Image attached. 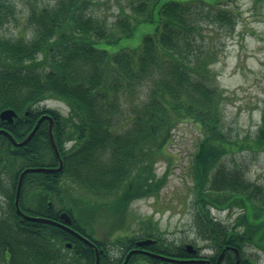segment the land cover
<instances>
[{
	"label": "trees",
	"instance_id": "16d2710c",
	"mask_svg": "<svg viewBox=\"0 0 264 264\" xmlns=\"http://www.w3.org/2000/svg\"><path fill=\"white\" fill-rule=\"evenodd\" d=\"M93 1L54 0L39 6L38 0H27L26 26L31 34H0V109H39L50 97L69 107L67 115L46 108L57 115L55 142L64 140L62 167L57 172L25 173L20 206L51 219L65 210L70 225L91 239L101 219L105 232L112 234L123 227L135 198L156 194L162 186L164 176H155L154 162L174 124L190 118L202 133L191 166L195 236L213 248L210 264H257L244 249L249 246L264 253V185L249 179L241 163H228L225 157L250 149L264 152V125L252 137L232 135L225 128L223 90L213 82L210 69L215 51L204 30L208 24L212 30L234 27L235 11L225 3L229 0H129L128 6L118 4L111 20L93 10ZM13 12L12 0H0V27ZM142 23L152 24V30L142 33L138 45L113 53L98 46L134 36ZM62 124L67 125L63 140L56 137ZM43 144L50 150L49 157L41 154ZM26 145L16 146L0 135L1 174L17 175L29 161L36 166L57 163L47 135L43 138L37 131ZM29 152L35 156L28 161ZM63 175L87 196L64 188ZM14 191V186L5 187L0 180L5 198L0 209V264H94L92 248L69 231L40 220L19 222ZM64 195L68 204L59 203L57 208L50 201L52 196L62 200ZM100 206L112 217L97 216ZM212 208L236 213L231 221H223ZM142 225L144 236L117 235L114 246L125 252L135 246L136 238L149 237L155 241L144 247L152 252L197 256L183 243L162 237L151 220ZM65 241L71 242L70 249L64 248ZM191 242L198 252L195 238ZM232 247L238 250L236 263ZM122 258L110 259L101 251L98 264H120ZM126 264L174 262L132 253Z\"/></svg>",
	"mask_w": 264,
	"mask_h": 264
},
{
	"label": "rangeland",
	"instance_id": "374dc122",
	"mask_svg": "<svg viewBox=\"0 0 264 264\" xmlns=\"http://www.w3.org/2000/svg\"><path fill=\"white\" fill-rule=\"evenodd\" d=\"M54 0H38V5H49ZM14 12L0 27V34L9 37L29 36L26 26L29 11L27 0H12ZM128 6L129 0H94L93 10L113 19L118 13V4ZM235 11L233 28H215L208 24L204 29L211 36V44L215 51L214 61L210 64L213 82L223 90L222 114L225 128L232 135L252 137L259 125H264V0H229L225 2ZM126 9H129L128 7ZM151 31L152 24L139 25L134 36L123 38L114 44L100 42L98 46L106 48L110 53L122 47L136 46L140 43L142 33ZM139 93L142 94L140 91ZM142 97V95H141ZM140 97V98H141ZM138 98V99H140ZM54 107L63 115L68 114L69 107L60 99L50 97L41 102ZM202 133L201 129L190 118L178 120L170 129L162 151L154 162L155 176H164V182L156 194L135 198L128 207V213L121 229L114 235H145L142 223L151 220L161 230V235L174 244L191 242L195 238L201 253L212 254L213 248L197 238L192 226V156ZM225 161L238 162L246 169L247 177L264 185V152L262 150H243L227 154ZM5 187L10 186L8 172L0 173ZM61 185L72 194L87 196L86 191L68 179ZM0 194V209L4 204ZM55 207L59 203L68 204L66 195L62 200L52 196ZM213 215L223 221H231L236 212L227 209H213ZM112 217L102 206L96 215ZM144 221V222H143ZM96 225V234L107 239L109 254L116 256L119 248L114 246L105 232L101 222V233ZM104 232V233H103ZM106 234V235H105ZM245 254H249L257 262L264 264V253L246 246Z\"/></svg>",
	"mask_w": 264,
	"mask_h": 264
},
{
	"label": "flooded vegetation",
	"instance_id": "af4514ba",
	"mask_svg": "<svg viewBox=\"0 0 264 264\" xmlns=\"http://www.w3.org/2000/svg\"><path fill=\"white\" fill-rule=\"evenodd\" d=\"M48 108L56 109V108L50 107V106ZM42 109H44V111H41ZM14 111H15L16 115L12 118V120L9 121V120H6V119H0L1 120L0 121V129H4L5 131H7L9 133H12L13 135L16 136V140L17 141H21L32 130V128L34 127V125L37 123V121L40 118L39 123H38V126H37L35 132L39 131V135L42 136L43 138H45V136L47 135L48 140H49V143H50L51 148H52V151H53L54 155H56L55 150L53 148V145H52V143L50 141L49 133H50V130L52 132H54L55 128L57 129V132L59 133L58 124L56 123V121L58 122L57 115L54 114L51 110L46 109V107L45 106H42V105L39 107V109L36 106H31V107L30 106H25L21 110L14 109ZM66 129H67V125L62 124V129H61L62 133H61V135L57 134V136H56L57 139H61V140L64 139V131H66ZM35 132L31 135V137L25 143H23L21 145H16V146L27 147L26 144L32 138V136L35 134ZM0 135L7 136V134H5L4 132H0ZM55 141H56V139H55ZM63 143H64V140H63ZM62 144H60V143L58 144V142H56V145H57V149L59 151V154H60V148H62L61 151H64L63 150L64 149V145H62ZM42 148H45V151L44 152H41L40 151L41 154L44 155V153H45L46 156L49 157L51 155V153H49L50 150H48L47 145L45 144ZM8 151L11 152L13 150L9 149ZM17 152H21V150H17ZM27 156H26V160L29 161V159H32L35 156V153L29 152V153H27ZM56 159H57V163L56 164H48V162H44V165H42V166H45V167H54V166H57L58 163H59L57 156H56ZM31 163L32 162H30V161L27 162L26 165L19 170V172L17 173V175L10 176V186L11 187H13V186L15 187L16 186L19 173L21 172L22 169L27 168V167H34V166H36L34 164L31 165ZM27 172H34V171L28 170L25 173H27ZM50 172H55V171H50ZM25 173L23 174V177H24ZM60 179L62 181L64 179H68V178L65 175H63ZM21 209L23 210V212L28 213L22 207H21ZM60 212L61 211L58 210L57 217L54 218V219H56L57 221L63 223L64 221L60 218ZM28 214H31V213H28ZM18 216H19L18 217V221L22 223L25 219H22L20 215H18ZM99 216H101V214H99ZM100 222L102 223L101 219L99 220V223H98V226H99V229H100V233H101V226L102 225H101ZM115 232L116 231H114L109 236V239L111 241H112V237L113 238L116 237V234L114 235ZM95 239H96V241H95ZM91 240L96 244L99 252L102 251L103 253L107 254L110 259L115 258V256H112V255H109L108 254L110 251H109V248H108V241H107V239L106 240L105 239H102L101 237L97 236V234H96V237H94ZM89 246L92 248V250L94 252V255H95V250H94L93 246H91V245H89ZM134 247H136V246H134ZM143 248H145V247H143ZM189 252H191L193 254H197V256H192V257H195V258H208V259H210V254L201 253L200 250L197 253H196V251H189ZM126 253H127V251L121 253L122 256H123V258H124V256H125ZM202 263L205 264V262H202Z\"/></svg>",
	"mask_w": 264,
	"mask_h": 264
},
{
	"label": "water",
	"instance_id": "95a60500",
	"mask_svg": "<svg viewBox=\"0 0 264 264\" xmlns=\"http://www.w3.org/2000/svg\"><path fill=\"white\" fill-rule=\"evenodd\" d=\"M15 115H16V113H15V111L12 108H4V109H2L0 111V118L1 119H6V120H9L10 121V120H12V118ZM39 120H40V118H39ZM39 120L34 125V127L32 128V130L28 133V135L23 140H21V141L14 140L13 137L7 131H5L3 129H0V132H4V133L8 134V136L11 138L12 142L15 145H21V144L25 143L31 137V135L34 133V131L36 130V128L38 126ZM49 136H50V141H51V143H52V145L54 147L55 153H56V155L58 157L59 164H58V166H55V167H28V168L23 169L20 172V174L18 176L17 183H16V189H15V195H14V205H15L16 212L18 214H20L22 218H26V219H29V220H35V221H37V220H40V221H48V222H52V223L58 224V225L62 226L63 228H65L66 230H68L69 232H71L72 234H74L77 237L81 238L82 240H84L88 244L92 245L94 247V249H95V254H96V259H95V263L94 264H97L98 263V250H97L95 244L93 242H91L87 237L83 236L81 233H79L78 231H76L75 229L71 228L68 225V223L71 220V217H70L69 213H67L66 211H62L60 213L61 219H63L65 221V223H61V222H58V221H55V220H52V219H49V218H46V217L26 214L19 207L18 199H19V194H20V187H21L22 176H23L24 172H26L28 170H36V171H40V170H43V171H58V170H60V168L62 166L61 159L59 157V153H58L56 144L54 142V139H53L51 130H50ZM153 241H155V240L154 239H151V238L139 239V240L136 241V245L137 246H142V245L151 243ZM64 245L66 247H70L71 246V243L67 241V242H64ZM185 247L187 249H189V250H193L191 243H186L185 244ZM139 251H144L145 253H147L149 255L156 256V257H158L160 259H164V260H175V261H202L201 259H186V260H184V259H178V258H175V257H172V256H167V255H163V254H160V253L151 252V251H148V250H145V249H142V248H132V249H130L127 252V254L125 255V257H124V259H123V261H122L121 264H126L127 263L128 258H129V256H130L131 253H133V252H139ZM235 251H237V250L235 249ZM222 254H223V252H221V254L219 255L217 261H219L221 259ZM237 260L238 259H236V261ZM204 261L206 262V264H209V260H204Z\"/></svg>",
	"mask_w": 264,
	"mask_h": 264
}]
</instances>
